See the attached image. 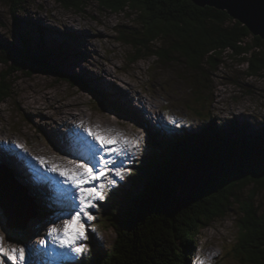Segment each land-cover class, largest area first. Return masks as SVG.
<instances>
[{
	"label": "rangeland",
	"instance_id": "1",
	"mask_svg": "<svg viewBox=\"0 0 264 264\" xmlns=\"http://www.w3.org/2000/svg\"><path fill=\"white\" fill-rule=\"evenodd\" d=\"M85 2L79 12L65 9L56 0H29L19 12L6 0H0V41L20 47L21 37L26 35L36 46L51 50L57 68L79 76L85 87L81 89L41 72H22L9 77L11 96L0 105V147L28 158L30 162L19 163L23 164L21 169L28 181L21 178L20 172L16 174L13 166L0 161V167L9 168L16 182L33 198L38 216L28 221L24 230L9 229L1 203L10 204V200L0 190V236L4 237L6 248L25 249L24 264H36L33 259L37 251L43 252L42 258L48 264H81L83 259H88L93 244L103 245L104 249L113 246L116 233L106 220L110 194L115 196L117 191L131 187L130 171L143 167L146 145L152 138L180 136L186 129L197 130L203 119L200 114H210L217 124L236 118L254 125L264 122V75H251L248 61L232 59L229 51L223 54L217 68L204 63L198 69H191L178 55L165 64L154 55L148 57L152 53L146 54V50L144 57L135 61L136 47L120 37L124 32L137 41L134 37L144 33L139 12L128 9L115 14L102 8L98 0ZM166 44L161 40L150 43L151 52ZM253 53L240 57L249 59ZM7 71L0 64V81ZM73 115L83 117L84 121L71 123L70 119H76ZM82 123L107 135L139 137V151L106 157L111 161L110 169L124 172L123 179L111 172L116 184L108 186L105 200L98 201L97 208L91 210L95 219L85 225L86 251L78 255L61 249V255L58 246L49 243L43 247L40 241L46 239L43 233L47 227L62 228L71 214L74 205L68 197L69 187L58 192L43 177V167L38 172L33 162L37 163L36 157H41L50 165L95 164L89 156L82 158L86 143H91V138L80 129ZM34 187H43L59 198L34 196ZM142 188L138 186L136 192ZM252 190L249 187L240 191L239 201L228 209L226 216L202 227L193 249L195 257L199 253L216 252L214 264H246L239 252L244 218L241 207ZM190 193L185 188L179 198L184 200ZM254 203L256 212L263 215L264 190L257 192ZM23 221L21 215L13 213V223ZM93 227L97 232L91 230ZM27 245L33 246L26 248ZM0 261L15 264L7 256L0 255Z\"/></svg>",
	"mask_w": 264,
	"mask_h": 264
},
{
	"label": "trees",
	"instance_id": "2",
	"mask_svg": "<svg viewBox=\"0 0 264 264\" xmlns=\"http://www.w3.org/2000/svg\"><path fill=\"white\" fill-rule=\"evenodd\" d=\"M6 1L21 12L29 0ZM56 1L79 12L86 3ZM98 1L115 14L128 9L139 12L144 33L134 37L137 41L124 32L120 37L136 47L135 61L146 50V54L152 53L148 57L154 55L165 64L178 55L191 69L204 63L214 69L230 51L232 59L248 61L251 75H264V40L252 36L226 12L202 8L189 0ZM28 39L23 35L20 47L0 41V64L9 70L0 81V105L11 96L9 77L22 72L54 75L85 88L79 76L57 68L51 50ZM157 40L167 44L151 52L150 43ZM251 51V58L240 57ZM199 116L203 119L197 130L152 138L146 145L145 164L130 171L131 187L110 194L106 220L116 233L115 243L105 249L93 244L81 264H191L202 227L226 216L239 201V192L249 187H253L252 194L241 207L239 252L246 264H264V214L254 209L257 192L264 190V122L254 125L236 118L217 124L210 114ZM197 167L213 168L212 179L182 201L184 183ZM141 185L142 191L136 192Z\"/></svg>",
	"mask_w": 264,
	"mask_h": 264
},
{
	"label": "snow or ice",
	"instance_id": "3",
	"mask_svg": "<svg viewBox=\"0 0 264 264\" xmlns=\"http://www.w3.org/2000/svg\"><path fill=\"white\" fill-rule=\"evenodd\" d=\"M84 131L91 138V143H86V152L82 154V158L89 156L90 160L96 161L95 164L70 162L69 165H50L44 158H36L47 172L58 175L69 186L68 197L74 205L71 214L64 220L63 227H52L48 236L59 248L68 249L78 255L86 251L83 243L87 240L85 225L95 219L91 210L97 208L98 201L105 200L108 186L116 184V180L111 178V172L114 171L115 176L121 179L124 176L121 169L109 168L111 161L106 157H117L126 152L134 154L139 151L140 144L139 137L107 135L92 128ZM91 230L97 232L94 227ZM40 245L47 247L48 240H41ZM0 255L7 256L15 264H24L25 261V249L6 248L3 236H0ZM199 264H204V261L201 260Z\"/></svg>",
	"mask_w": 264,
	"mask_h": 264
},
{
	"label": "water",
	"instance_id": "4",
	"mask_svg": "<svg viewBox=\"0 0 264 264\" xmlns=\"http://www.w3.org/2000/svg\"><path fill=\"white\" fill-rule=\"evenodd\" d=\"M199 7H210L226 12L235 21L244 25L254 37L264 40V0H189ZM213 168L197 167L188 175L183 188L189 189L191 193L200 189L212 179ZM0 190L10 200V204L1 206L7 217L9 229H26V224L38 216L37 206L31 196L25 192L14 179L13 173L6 166L0 167ZM183 189V190H184ZM191 189V190H190ZM190 193V194H191ZM187 198V197H186ZM185 198V199H186ZM181 199V198H180ZM184 199V200H185ZM183 201V199H181ZM14 214L24 218L22 224L12 222Z\"/></svg>",
	"mask_w": 264,
	"mask_h": 264
},
{
	"label": "bare ground",
	"instance_id": "5",
	"mask_svg": "<svg viewBox=\"0 0 264 264\" xmlns=\"http://www.w3.org/2000/svg\"><path fill=\"white\" fill-rule=\"evenodd\" d=\"M74 116V115H73ZM87 116V115H86ZM74 117H76V116H74ZM79 119H81L82 121H84V118L83 117H79V118H77L76 117V119H70V121H72L71 123H73V124H77V123H80L81 121L79 120ZM68 122H69V120H68ZM79 127V126H78ZM80 129L81 130H84V129H86V126L82 123L81 125H80ZM94 130H98L99 131V129L97 128V127H95V128H93ZM109 133V132H108ZM81 138H83L82 136H81ZM5 147V146H4ZM4 147H0V149H5ZM21 149H22V147H20ZM72 149V148H71ZM4 157H3V156ZM36 157V156H35ZM118 157V156H117ZM37 158V157H36ZM116 159V158H115ZM0 161H2V163H4V164H7V165H10V166H13L14 168H16L15 169V172H16V174L18 173L19 174V172L21 173V178L24 180V181H28V179H27V177H25V175H24V170H22L21 169V165H23L26 161L27 162H30L29 160H28V158H26V157H23V156H17V154H13L12 152H11V150L10 149H8V150H4V151H0ZM20 161H21V163H23V164H19L20 163ZM36 161H37V163H35V162H33V164L36 166V168H37V170H38V172H39V170L41 171L42 169L44 170L43 172H42V174H43V177L45 178V180L49 183V184H51V185H53L57 190H58V192H61L64 188H66L68 185H66V186H64L63 184V182H62V178L60 179L59 178V176L58 175H56V174H54V175H48L47 174V172L45 173V169L44 168H42V166L41 165H39V161L36 159ZM114 161V160H113ZM112 161V162H113ZM54 164V163H53ZM26 165H28L27 163L25 164V166ZM24 166V168H26ZM42 168V169H41ZM18 177V176H17ZM18 179H19V177H18ZM22 182V181H21ZM23 184V183H22ZM38 185V184H37ZM31 187V186H30ZM69 187V186H68ZM35 188V187H34ZM35 190V191H34ZM32 192H34L33 193V195L34 196H36V194H37V196H45V197H47L48 199L50 198V200L52 199V198H59V196H57L56 194H49L43 187H41V188H35V189H33V191ZM49 195H51V196H49ZM52 197V198H51ZM72 210H73V206L70 208V211L72 212ZM34 227V226H33ZM51 228L50 227H47L46 228V232L45 233H43V235L44 236H46V239L48 240V244L50 243V244H53V245H56L55 243H53L52 242V239L48 236V234H47V232L50 230ZM31 246H33V245H27L26 246V248H29V247H31ZM57 246V245H56ZM43 248V247H42ZM59 248V247H58ZM60 250H61V248L59 249V254H61L62 255V253L60 252ZM46 256H48L49 257V255H46ZM42 257H44V254H43V252H38L37 251V253H35V257H34V261H35V263H39V264H48V263H45L44 262V259L42 258ZM28 258H29V256H28ZM39 260H40V262H39ZM29 262H30V260H29Z\"/></svg>",
	"mask_w": 264,
	"mask_h": 264
},
{
	"label": "clouds",
	"instance_id": "6",
	"mask_svg": "<svg viewBox=\"0 0 264 264\" xmlns=\"http://www.w3.org/2000/svg\"><path fill=\"white\" fill-rule=\"evenodd\" d=\"M216 252L211 253H199L194 260V264H199L201 260L204 261V264H214V257L216 256Z\"/></svg>",
	"mask_w": 264,
	"mask_h": 264
}]
</instances>
